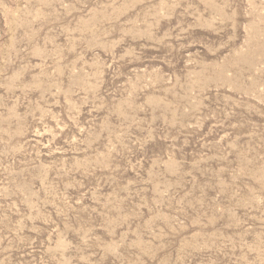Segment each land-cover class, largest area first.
Instances as JSON below:
<instances>
[{"label": "rangeland", "instance_id": "rangeland-1", "mask_svg": "<svg viewBox=\"0 0 264 264\" xmlns=\"http://www.w3.org/2000/svg\"><path fill=\"white\" fill-rule=\"evenodd\" d=\"M0 264H264V0H0Z\"/></svg>", "mask_w": 264, "mask_h": 264}]
</instances>
